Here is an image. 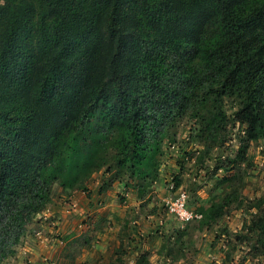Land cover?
<instances>
[{
	"label": "trees",
	"instance_id": "16d2710c",
	"mask_svg": "<svg viewBox=\"0 0 264 264\" xmlns=\"http://www.w3.org/2000/svg\"><path fill=\"white\" fill-rule=\"evenodd\" d=\"M39 1V19L31 0L0 2V261L56 187L85 191L112 165L152 180L168 128L186 114L215 140L232 98L244 139L264 138V0Z\"/></svg>",
	"mask_w": 264,
	"mask_h": 264
},
{
	"label": "rangeland",
	"instance_id": "374dc122",
	"mask_svg": "<svg viewBox=\"0 0 264 264\" xmlns=\"http://www.w3.org/2000/svg\"><path fill=\"white\" fill-rule=\"evenodd\" d=\"M28 7L38 19L44 12L39 0H31ZM235 106L232 98L224 99L228 123L215 140L206 139L199 118L190 114L179 118L168 128L161 144L158 172L152 180L137 178L132 182L118 174L112 165L93 173L87 184L106 178L110 181L109 187L121 180L122 187L117 188L116 184L115 188L104 187L95 197L79 190L65 194L56 187L55 192L59 194L53 195L55 202L48 203L45 210L35 215L29 225L34 230H26L11 247L13 253L0 264H136L135 250H118L111 256L108 251L98 254L102 240L95 235L100 242L88 245L90 239L84 238L86 228L81 220L95 221L94 214L102 210L100 205L115 206L117 202L122 204L137 197L157 202L156 215L165 219L168 215L165 201L171 200L181 189L187 192V206L193 212H202L216 203L224 206L222 214L215 220H205L203 216L183 230L173 228V237L169 236L167 243L174 246H165L168 250H137V254L146 256L147 264H264V234L255 230L250 221L258 212L256 207L260 202L264 209V138L244 139L246 125L233 119ZM141 182L146 185L140 193L142 196L136 197L135 184ZM76 205H82V209L75 208ZM64 214L67 215L65 222ZM74 222L81 226L71 233ZM105 222L113 227L117 221L106 218ZM145 224L147 227L142 225L141 230L152 231L156 227V235L161 231L155 221L150 229V218ZM102 250L111 249L103 246ZM93 251L95 253L91 254Z\"/></svg>",
	"mask_w": 264,
	"mask_h": 264
},
{
	"label": "crops",
	"instance_id": "0c3cea01",
	"mask_svg": "<svg viewBox=\"0 0 264 264\" xmlns=\"http://www.w3.org/2000/svg\"><path fill=\"white\" fill-rule=\"evenodd\" d=\"M1 1L2 0H0V2ZM107 182L108 180L106 178H102L98 180L95 184H87V190L82 191V193H85L86 196L89 197H95V194H99L101 190L104 189V187H109L108 185H105V183ZM114 185L117 186V188L122 187V180L113 183L111 187L115 188ZM63 193L67 194L69 192ZM133 194L137 197L139 195L138 190L136 189ZM89 201L91 204L92 199H90ZM53 202H55L54 199H52L50 203ZM156 205L157 202L155 201L153 202L138 197L133 201H124V203L122 204H118L117 202L115 206H112L111 203H105L102 206L100 205V208L102 210L101 212H97L94 214L95 221L91 222V220H88V218L81 220L83 228H86L85 230H83L85 232L84 238L90 239L88 245L91 244V246H94L96 243L100 242V240L98 241V239L94 237L96 235L99 239L102 240V245L98 246V254L108 251V254L110 256L112 255V253H118V250H135L134 252H136V254L134 255L138 256L139 253L137 254V250H168V248H165V246H174V243H167L169 236H171L172 234L173 228H182L183 230L187 224L181 225L176 219H174L170 215H167L165 219H162L160 217L161 215H156L158 213ZM76 207L82 209V205H76L75 208ZM149 207H151L150 210L152 212L155 211L156 213L148 215L149 213H152L150 210L148 211ZM94 212L95 210L92 211V213ZM141 215L146 216V218L142 219ZM147 217L150 218L151 226L148 224V226H150V229L154 227V221L156 223V226L160 225L159 230L161 231H158V235H156L157 232L155 233L156 227L152 231H148L149 228L148 230H146V228H143V230H141L142 225L144 227L146 226L145 223L147 222ZM106 218L110 220L116 219L117 222H112L114 225L113 227H110L109 223H107L108 225H106ZM139 220H141L142 222H140ZM63 221H67L66 214L63 215ZM70 226L71 225L68 224L67 228H70ZM80 226L81 224H79L78 222H74L72 224L73 228L71 229V233H74L76 231V228ZM76 235H78V233ZM172 237L173 236H171V238ZM103 246H106L111 250H102ZM94 251L91 254L95 253Z\"/></svg>",
	"mask_w": 264,
	"mask_h": 264
},
{
	"label": "built area",
	"instance_id": "2783aa9c",
	"mask_svg": "<svg viewBox=\"0 0 264 264\" xmlns=\"http://www.w3.org/2000/svg\"><path fill=\"white\" fill-rule=\"evenodd\" d=\"M188 194L181 189L171 200L165 201L167 211L173 214L181 223H190L202 218L201 212H193L187 206Z\"/></svg>",
	"mask_w": 264,
	"mask_h": 264
}]
</instances>
